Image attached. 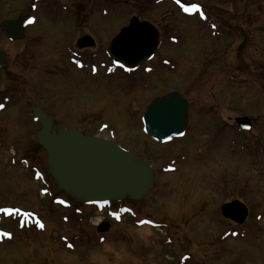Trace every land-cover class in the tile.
<instances>
[{
	"label": "rangeland",
	"instance_id": "obj_1",
	"mask_svg": "<svg viewBox=\"0 0 264 264\" xmlns=\"http://www.w3.org/2000/svg\"><path fill=\"white\" fill-rule=\"evenodd\" d=\"M149 1L130 0L106 18L119 27L139 16L164 32L149 69L132 74L105 57L104 35L96 66L63 67L77 34L67 23L75 7L79 14L89 9L76 0L41 5L24 40L9 41L0 26L7 53L0 68L6 105L0 108V264H264V2L254 9L249 0H183L201 6L187 18L168 1ZM29 5L0 0V23L30 14ZM98 17L104 18L93 9L91 18ZM175 91L190 102L186 137L159 146L143 133L141 116L155 98ZM34 106L49 115L54 131L112 137L152 164L151 195L138 204L122 201L129 213L120 204L119 213H100L70 202L37 144ZM239 116L252 120L251 132L235 126ZM168 164L173 170L163 172ZM233 200L250 211L243 225L221 216V206ZM101 222L110 224L105 233L97 230Z\"/></svg>",
	"mask_w": 264,
	"mask_h": 264
},
{
	"label": "water",
	"instance_id": "obj_2",
	"mask_svg": "<svg viewBox=\"0 0 264 264\" xmlns=\"http://www.w3.org/2000/svg\"><path fill=\"white\" fill-rule=\"evenodd\" d=\"M27 16L16 21L1 23L9 41L25 37ZM79 47L95 45L93 39L83 38ZM159 32L149 22L133 18L129 26L112 40L108 49L117 65L137 68L156 53ZM6 52L0 50V67L6 61ZM188 101L178 92L154 100L143 117L147 135L159 142H168L184 134L188 122ZM34 120L41 124L36 134L38 144L47 154L49 173L58 190L75 202L85 205L120 202L126 198L140 202L152 191L155 178L153 168L134 153L121 148L105 138L86 136L79 130L60 129L53 132V122L40 108L32 107ZM243 129L251 128L248 118H238ZM227 218L244 223L247 207L234 201L222 207ZM110 226L103 223L99 232H107Z\"/></svg>",
	"mask_w": 264,
	"mask_h": 264
},
{
	"label": "flooded vegetation",
	"instance_id": "obj_3",
	"mask_svg": "<svg viewBox=\"0 0 264 264\" xmlns=\"http://www.w3.org/2000/svg\"><path fill=\"white\" fill-rule=\"evenodd\" d=\"M52 1H53L52 6L54 8H57V4L62 0H29L30 5H29L28 9H29L30 15L33 17V22L30 26L27 27L26 32L29 31V28L32 25H34L38 22L36 12L39 9V7L43 4L48 5ZM167 1L174 5V6H172L173 9L177 8L176 4H175L176 0H174L175 2L172 0H167ZM259 1H262V3L264 2V0H249L248 4L251 6V8L255 9L256 6L259 7V5L262 4ZM33 2H35L34 3V9H33V11H30L31 7H33ZM76 2L78 4V7L84 6V7H89V9L87 11V14H82V13L79 14V10H77V8L75 7L74 11L77 12V15L73 19L70 18L69 22L67 23V25L70 26V33H72V35L75 34V32L72 30V29H74L77 34L75 35L76 40L74 41V44H72L73 47L69 46V51L67 53H65L63 56V67H64V64H67L70 67L73 66L72 67L73 69L76 68L77 60L78 61L81 60V58L83 57L82 55H84L85 53H90L91 55H90L89 59L86 60L85 62L80 61L86 66V67L84 66L83 69L84 70L86 68L90 69L92 66H96L97 62H96V55L95 54L99 53V55L101 56V50H103V49H99L100 46H99L98 38L103 37V35H104V37L106 36V38L110 39V41H111L124 27H126L129 24L130 20L134 17L139 18L140 21H147L145 19L144 20L141 19L139 16H133L129 20L128 24H126V25H122L119 27L118 26L113 27V25H110L111 21L108 22L106 20V18L110 15V12L112 14L113 12H117L118 10L120 11V10L124 9V7H128V3H130V0H76ZM147 3H150L154 6L155 5L158 6L161 4V2L159 0H151ZM234 3H236V2H234ZM62 6H63L62 7L63 10H65V11L68 10L64 6V4ZM93 9L95 11L99 10L102 13V17L104 16V18H100V17L94 18V19L91 18V14L93 13ZM69 11H70V8L68 10V13H70ZM85 17L89 18L88 21L85 20ZM147 22H150V21H147ZM79 23H87V30H86V27L84 28L83 31L81 30V28L79 29L78 28ZM150 23L153 24L157 28V30L159 31V34H160V48L159 49H161L162 44H163L164 32H162V29L159 26L155 25L152 22H150ZM81 38L93 39L95 41V46L83 48V49L79 48L77 43H78V40H80ZM108 46H109V44H108ZM107 50H108V47L104 49V51H103L104 55H105V57L107 56L112 61L113 59L107 54ZM155 58H156V56H155ZM77 63H79V62H77ZM63 69H65V68H63ZM189 107H190V102H189ZM221 216L223 218H225L222 215V213H221ZM230 222H232V221H230ZM234 224H236V223H234Z\"/></svg>",
	"mask_w": 264,
	"mask_h": 264
},
{
	"label": "snow or ice",
	"instance_id": "obj_4",
	"mask_svg": "<svg viewBox=\"0 0 264 264\" xmlns=\"http://www.w3.org/2000/svg\"><path fill=\"white\" fill-rule=\"evenodd\" d=\"M176 3L177 4H181V0H176ZM181 6L183 7V10L185 12H196L197 10H199L201 8V6L198 5V4H192L191 6H188V5H185V4H181ZM200 14L203 15V12L201 11ZM3 107H4V105L0 104V108H3ZM5 211H11V210L10 209H6ZM148 223H152V222L148 221ZM40 227H44V225L41 223ZM3 235L7 236V235H10V234L9 233H4Z\"/></svg>",
	"mask_w": 264,
	"mask_h": 264
},
{
	"label": "bare ground",
	"instance_id": "obj_5",
	"mask_svg": "<svg viewBox=\"0 0 264 264\" xmlns=\"http://www.w3.org/2000/svg\"><path fill=\"white\" fill-rule=\"evenodd\" d=\"M185 137H186V135H185Z\"/></svg>",
	"mask_w": 264,
	"mask_h": 264
}]
</instances>
